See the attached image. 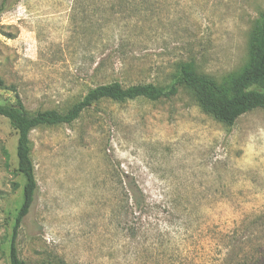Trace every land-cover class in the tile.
<instances>
[{
  "label": "rangeland",
  "instance_id": "rangeland-1",
  "mask_svg": "<svg viewBox=\"0 0 264 264\" xmlns=\"http://www.w3.org/2000/svg\"><path fill=\"white\" fill-rule=\"evenodd\" d=\"M126 1L0 0V104L17 94L29 113H64L113 81L165 88L182 61L224 86L255 63L264 0H158L156 16H131ZM29 140L38 190L16 238L25 264H152L147 242L118 229L130 219L116 215L118 170L155 207L159 264H264V110L227 126L179 87L102 100ZM16 141L0 115V264L23 199Z\"/></svg>",
  "mask_w": 264,
  "mask_h": 264
},
{
  "label": "trees",
  "instance_id": "trees-1",
  "mask_svg": "<svg viewBox=\"0 0 264 264\" xmlns=\"http://www.w3.org/2000/svg\"><path fill=\"white\" fill-rule=\"evenodd\" d=\"M157 2L158 0H127L126 4L130 7L131 16H156L158 14ZM4 9V2H1L0 16ZM120 11L121 8H116L115 13H120ZM252 44L256 53L255 63L235 75L226 86L195 72L193 61H182L178 64L174 81L165 88L152 83L123 86L113 81L90 89L81 100L74 103L64 113L54 109L29 113L17 94H15L14 103L0 104V115L5 117L9 125L17 132L16 170L24 178L23 199L15 216L10 238L11 264H25L18 255L16 238L19 228L33 207L38 190L29 140V133L32 129L71 124L85 110L102 100L124 102L136 98H145L150 101L170 99L177 94L179 87L192 91L203 113L224 125L232 126L241 115L258 108L264 110V14H261L257 20ZM3 85L0 79V87ZM117 176L115 181L118 190L116 215L130 218L128 221L122 219L118 222V229L124 232L130 240L143 238L148 245L150 263L159 264L164 235L151 216L155 207L147 200L144 191L134 177L119 170ZM143 215L149 217L148 220L143 221ZM173 257H170L169 263L178 264Z\"/></svg>",
  "mask_w": 264,
  "mask_h": 264
}]
</instances>
